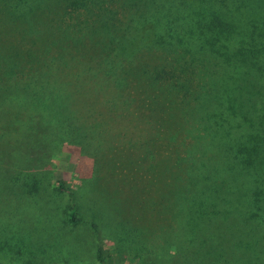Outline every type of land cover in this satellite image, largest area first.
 I'll return each mask as SVG.
<instances>
[{"label":"rangeland","instance_id":"rangeland-1","mask_svg":"<svg viewBox=\"0 0 264 264\" xmlns=\"http://www.w3.org/2000/svg\"><path fill=\"white\" fill-rule=\"evenodd\" d=\"M51 1L52 12L42 17L49 18L53 29L60 18L85 25L98 14L107 15L121 31L130 25L125 45L136 37L143 15L131 8L137 0ZM208 1L149 0L150 23L166 34L178 31L185 45L176 39L173 50L150 40L136 51H124L120 40L110 50L113 64L150 62L151 68L159 65L162 70L156 73L162 75L157 80L153 73L150 83L137 78L118 83L78 80L80 67L71 80H42L40 69L34 70L39 64L26 63L25 70L10 66L6 57L20 59L18 52L39 47L37 31L42 28L30 29L0 0V264H150V246L178 241L166 240L154 229L177 224L192 200L190 192L173 184L213 176L211 184L223 185L225 175L264 180V148L247 168L242 163L247 150L240 158L235 155L236 147L249 148L253 142L247 133L262 128L264 119L252 112L255 97L264 92V75L255 66L235 68L225 62L206 45L202 33L210 32L195 23L208 20L212 12L229 17L236 29L223 41L235 47L240 27L250 31L253 22L260 26L264 0L257 8L255 0ZM62 3L64 8H56ZM148 46L150 55H144ZM38 50L52 67L63 63L52 58L54 47ZM259 60L264 66V52ZM9 67L14 74H6ZM53 90L59 95H49ZM55 97L63 109L48 106ZM245 191L222 192L221 211L196 213L204 232L196 256L205 264H236L240 255L234 252L252 239L251 227H259L246 221L248 214L240 215ZM72 203L76 223L69 221ZM99 247L103 262L97 257Z\"/></svg>","mask_w":264,"mask_h":264},{"label":"trees","instance_id":"trees-1","mask_svg":"<svg viewBox=\"0 0 264 264\" xmlns=\"http://www.w3.org/2000/svg\"><path fill=\"white\" fill-rule=\"evenodd\" d=\"M137 1L139 3L133 5L131 8L139 13H143V15H140L142 16L140 18L141 20H139V23L141 24L136 30V37L127 42L129 45H125L128 40L126 32L130 25L126 26L125 30L121 31L119 30L120 27H118L113 20L106 18L107 15L101 18L100 14H98L94 17L95 19H93V21L87 22L85 25L82 24V22L79 24L68 21L66 22L65 18H60L58 20V27L53 29L49 18L45 19L42 17L44 14L47 15L52 12L53 6L51 0H17L14 4H12V0H4L3 6H6L8 11H11L12 7L13 11L17 12L24 22L29 23L30 29L33 28L34 25L42 28V30L37 31L39 33L38 48H26L24 51L17 53V57L20 59H9L8 56L6 57V62L9 60L10 66H16V64H19L21 69L24 68V70L26 69V63L30 66H37L39 64V68H31L34 70L40 69V79L42 80L50 78L71 80L70 77L72 76V71L76 69V67H80L78 70V80L99 79L126 83L127 81L132 80L131 78H137L138 80H142L141 83H150V75L153 76V73L155 74L157 70H162L158 67L159 65L151 68L149 65L150 62L140 63L136 61H133L135 64L127 63L124 66L121 64H113L115 59L113 58L114 55L110 53V50H114V45L123 39L126 41L121 42L120 46L121 48L123 47L124 51H126L127 48L136 51L142 44L147 45L150 40H153L155 44H160L162 47L168 49H173L176 46V43H174L176 39L179 44H185L182 38L179 37L178 31H176V33L173 32L166 34V32L169 31H166V29H156L154 24L150 23V20L148 19L150 16L149 0ZM152 1L153 0H151V2ZM217 1L222 2L223 0ZM255 1V8H257L260 6L262 0ZM74 3L79 5L77 2ZM95 3L96 2H92V4ZM208 3L210 4L211 1L209 0ZM97 4L99 5V3ZM64 6L65 5L62 3L58 4L56 8L62 9ZM86 9L90 10L88 4L86 5ZM61 12L60 15L65 14V10H62ZM222 16L223 15L221 14L212 12L209 14L208 20L195 21V23H202V27L210 32L209 35H205V32L202 33L206 45H208L211 50L218 52L219 55H223L225 58L224 61L235 68L240 65L245 66L248 64L250 66H255L259 74L261 73L264 75V66L260 65L259 60L261 54L264 52V18H262L260 26L255 25L254 22L253 24H250L253 27L250 31L246 28L240 27V30L237 32L238 35L241 36L240 44L230 48L229 45L223 41V38L228 40L235 31L236 26L231 24L232 21L229 17L225 18ZM166 26H168V23H166ZM30 29L29 31H31ZM117 37H119V39ZM124 45L126 47H124ZM72 46H75V48ZM216 46L221 47L223 50H219ZM52 47H54L56 51L51 55L52 58L54 59L58 57L63 62L60 63V65H56L60 67H52V61H48V58L45 55L42 56L38 52V49L44 50V48H48V51H50ZM147 50L148 51L145 52L144 55H150V46L147 47ZM34 51H36V53ZM98 57H100V59H98V63H95ZM22 60H24V63ZM14 73L15 71L10 67L6 71V74ZM28 75L30 79L37 78L29 73ZM161 75V73H156L153 77L157 79ZM41 85L43 87L42 82ZM59 93V90H53L49 95L52 94L55 96L59 95ZM39 99H41V97H39ZM41 103L44 102L41 100ZM260 103H264V92L255 97L253 102L254 109L252 112V114L256 115L258 118L264 119V104L261 109L262 111H260ZM47 104L57 110L65 107V104L61 99L58 101L56 97L55 99H52L50 105L49 103ZM242 105L243 104L239 103L237 106ZM230 106L233 105L231 104ZM261 123V129H257L254 132L251 131L246 135V139L248 136V139L253 141L249 148L246 144H243L238 148L236 147L235 155L238 158H240L241 154L243 155L245 150H247L248 157L242 161L245 168L252 166L257 161L258 155L264 148V121ZM159 169H161L162 172L164 171L162 166H159ZM216 178L217 177L211 176L204 180L197 179L185 182L180 186H177V184L171 186L179 187L186 192H190L191 196L189 199L192 200L190 201L191 203L188 204L187 210H185L183 216L179 217V222L177 224L168 222V219L165 218L164 221L165 223L168 222V224H161L158 228L154 229L160 232L159 235L165 236L166 240L176 238L178 241L174 244H163L156 247L150 246V264H205L203 260L200 261L201 259H199V256H196L202 248L200 242L203 241L201 239L204 238V232H200L199 223L196 221L198 218L197 215L205 210L211 212L221 211L222 209L217 208L220 206V203H218L220 200L218 195L222 192L235 191L243 188H245V192L248 194H245L247 197L244 198V211L240 210V212H243L240 215L242 217L243 215L246 216L248 214L246 221L256 223L255 225H259L261 229L259 227H251L250 236L252 239L242 243L240 251H235L236 253L234 252L235 255H240L236 260V264H259V261L264 257V245L261 244L262 238L264 237V180L262 179L259 182H254L246 178L225 175L221 178L223 185L211 184L210 179L215 180ZM239 180H241V182ZM242 180H245L246 182H242ZM203 192H206L205 194L210 196H208L207 199L206 197H202L204 194ZM75 214L76 207L72 203L68 214L71 223L79 221V218L76 217ZM235 224L236 223L234 222V225ZM93 227L96 228L95 225ZM235 227L238 228V225ZM256 232H258L259 239L256 237ZM246 236L249 237L248 235ZM198 240L200 242H198ZM102 253L103 249L99 247L97 257L100 262H103ZM219 264H234V262L233 260H225Z\"/></svg>","mask_w":264,"mask_h":264}]
</instances>
